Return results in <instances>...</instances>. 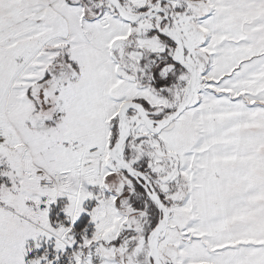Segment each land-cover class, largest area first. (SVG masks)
I'll use <instances>...</instances> for the list:
<instances>
[{
	"label": "snow or ice",
	"instance_id": "1",
	"mask_svg": "<svg viewBox=\"0 0 264 264\" xmlns=\"http://www.w3.org/2000/svg\"><path fill=\"white\" fill-rule=\"evenodd\" d=\"M0 264H264V0H0Z\"/></svg>",
	"mask_w": 264,
	"mask_h": 264
}]
</instances>
